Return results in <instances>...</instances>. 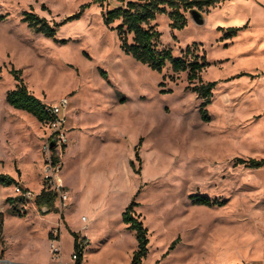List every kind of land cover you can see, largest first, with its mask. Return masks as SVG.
<instances>
[{
  "label": "rangeland",
  "instance_id": "1",
  "mask_svg": "<svg viewBox=\"0 0 264 264\" xmlns=\"http://www.w3.org/2000/svg\"><path fill=\"white\" fill-rule=\"evenodd\" d=\"M88 1L0 0V173H23L38 189L51 135L47 123L7 102L17 84L11 70L20 69L46 103L70 102L68 143L50 153L68 186L69 199L56 200L68 225L58 239L60 212L50 223L38 220L35 202L7 195L14 184L0 183V264H75L68 226L89 236L83 264H131L137 238L123 212L132 199L149 229L144 264H264V167L235 164L264 158V26L232 43L219 29L232 20L226 2L212 6L204 24L189 18L182 29L157 16L163 46L175 56L190 46L210 63L201 73L216 81L206 120L197 82L125 52L100 5L65 20ZM25 11L46 18L56 34L34 31ZM201 196L224 203L200 204Z\"/></svg>",
  "mask_w": 264,
  "mask_h": 264
},
{
  "label": "trees",
  "instance_id": "2",
  "mask_svg": "<svg viewBox=\"0 0 264 264\" xmlns=\"http://www.w3.org/2000/svg\"><path fill=\"white\" fill-rule=\"evenodd\" d=\"M222 2L224 0H89L81 5V9L77 13L67 17L65 20L80 17L84 10L92 4L100 5L104 9V23L117 31L121 47L125 52L160 72L168 66L174 73L187 72L188 82L190 84L197 82L193 86V90L199 97L203 98L200 113L203 118L208 120L210 115L207 106L212 102L216 81H203L201 73L210 63L205 55L199 57L198 54H194L190 46H187L182 56H175L171 48L162 45V32L154 22L159 14H167L171 19L172 29H182L186 26L189 18L202 20L209 13L212 6L215 7ZM23 21L27 22L38 33H43L47 36L56 34L57 29L46 18L34 12L25 11ZM243 28L244 26H230L226 28L220 27L219 29L226 30L223 37L231 39L237 36ZM190 55L191 59L188 58ZM11 72L14 74L17 84L14 89L7 92V102L16 109L33 114L40 122L48 124L50 115L47 111V103L31 92L22 78L20 69L13 68ZM244 74L247 73L243 72L240 75ZM248 75L250 74L248 73ZM55 160H57L56 157ZM131 163L133 166V162ZM235 164H243L249 168H261L264 167V158L245 159L238 157ZM0 183L24 187L15 177L5 173H0ZM16 199L17 197H8L7 201L13 202ZM56 200V191L43 188L37 195L35 203L41 213L60 212L61 219H64L63 212L56 206ZM198 201L200 204L209 206L224 203V201L220 200H211L207 196L199 197ZM138 205L139 202L132 199L123 212V221L128 225L129 229L135 232L137 238V248L133 252L131 264H144L143 259L149 253V229L140 215L135 212V207ZM19 214L22 215L21 213ZM4 217V213L0 212L1 233L3 232ZM70 232L74 235L73 253L76 255L75 264H83L84 250L90 240L71 229ZM49 238L53 239L52 231L49 233ZM178 241L179 238L172 241L169 249H173Z\"/></svg>",
  "mask_w": 264,
  "mask_h": 264
},
{
  "label": "built area",
  "instance_id": "3",
  "mask_svg": "<svg viewBox=\"0 0 264 264\" xmlns=\"http://www.w3.org/2000/svg\"><path fill=\"white\" fill-rule=\"evenodd\" d=\"M69 99L67 97H63L58 102L55 103H47V111L50 115V119L48 121V127L50 128L51 135L49 137V143L46 144V150L48 152L47 158L44 161V170H43V188L46 190H53L57 192V198L61 200V202H65L69 199V191L65 189V186L59 176V173L62 168V164L60 161L55 160L51 156V143L54 142V146L65 147L68 143V132H67V123H68V115L67 110L69 108ZM14 192L19 196H22L24 199L28 201L35 202L37 195L39 194L35 190L30 188L21 187L19 185L14 186ZM17 197V196H16ZM35 204V203H34ZM2 208V207H1ZM85 219V217H83ZM89 240V238L85 235H82ZM52 240V239H51ZM53 242V240H52ZM54 243H51L53 246ZM72 257L76 260V255L73 253Z\"/></svg>",
  "mask_w": 264,
  "mask_h": 264
},
{
  "label": "crops",
  "instance_id": "4",
  "mask_svg": "<svg viewBox=\"0 0 264 264\" xmlns=\"http://www.w3.org/2000/svg\"><path fill=\"white\" fill-rule=\"evenodd\" d=\"M224 2H226V5L228 6L226 11L229 13L230 18H232V20H230V22L227 24V26H224V27L244 26V28L238 33L237 36L230 39L232 41V43L234 42V39L237 38L238 36H240L241 34H244L245 32H249V31H253L258 26H264V0H224ZM221 4L222 3H220L219 5H221ZM42 100H43V102H46L44 99H42ZM21 111H23V110H21ZM10 175L15 177L19 181V183L26 188H30L32 190H35L38 193H40L43 189V184H41L38 189L33 188L30 183H28L27 181L24 180L23 173H22V175L19 174L18 177L15 176L14 174L13 175L10 174ZM14 186H15V184H14ZM64 186L68 187L66 184H64ZM12 192L15 193L14 191L11 190V192H9L7 195L12 194ZM12 197H14V196H12ZM4 207H6V206H0V212H3V213L5 212ZM62 212L64 214V219H61V213H60L59 218L56 220V221L59 220V223H60L59 239L61 237V226L63 228H65V225L66 224L68 225V223L66 222L65 211H62ZM55 214L56 213H54V212H50L47 214H41L39 209L37 208V213H35V211H34L33 217H35L38 220L46 221L47 223L48 222L50 223V221H48V220L51 219V217L55 216ZM4 216H5V213H4ZM56 226H57V222H53V224L48 227V237H49V233ZM68 227L71 230L76 231V232L80 233L81 235H85L89 238V236L87 235L85 230L84 231L79 230V229L74 230L70 226H68ZM67 231H68V229H67ZM50 241L52 243V240H50ZM38 264H41V263H38Z\"/></svg>",
  "mask_w": 264,
  "mask_h": 264
},
{
  "label": "water",
  "instance_id": "5",
  "mask_svg": "<svg viewBox=\"0 0 264 264\" xmlns=\"http://www.w3.org/2000/svg\"><path fill=\"white\" fill-rule=\"evenodd\" d=\"M194 22H196L197 24H204L205 23V18L202 20H199L198 18H193ZM52 146H54V142L51 143Z\"/></svg>",
  "mask_w": 264,
  "mask_h": 264
}]
</instances>
